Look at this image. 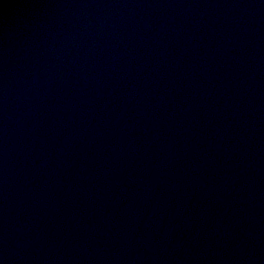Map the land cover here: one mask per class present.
Listing matches in <instances>:
<instances>
[{
    "label": "water",
    "instance_id": "water-1",
    "mask_svg": "<svg viewBox=\"0 0 264 264\" xmlns=\"http://www.w3.org/2000/svg\"><path fill=\"white\" fill-rule=\"evenodd\" d=\"M0 264H264V0H0Z\"/></svg>",
    "mask_w": 264,
    "mask_h": 264
}]
</instances>
